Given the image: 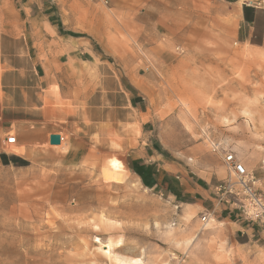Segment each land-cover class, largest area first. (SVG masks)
I'll return each instance as SVG.
<instances>
[{"label": "rangeland", "instance_id": "rangeland-1", "mask_svg": "<svg viewBox=\"0 0 264 264\" xmlns=\"http://www.w3.org/2000/svg\"><path fill=\"white\" fill-rule=\"evenodd\" d=\"M241 22L221 0H0V264H264V221L192 190L228 178L218 143L264 193V11Z\"/></svg>", "mask_w": 264, "mask_h": 264}, {"label": "crops", "instance_id": "crops-1", "mask_svg": "<svg viewBox=\"0 0 264 264\" xmlns=\"http://www.w3.org/2000/svg\"><path fill=\"white\" fill-rule=\"evenodd\" d=\"M221 1L224 2L225 4L233 6L237 11H239V13H241L242 22L240 24V30L243 25L242 23H244L248 28V32L246 33L245 39H250L258 26L259 15L263 13L264 7H262L261 4L256 1H249V0H221ZM244 7L250 9L248 12V16L251 22L245 20ZM40 109H42V111L40 112L41 114L40 118L36 119V121L40 123L46 122L47 118L56 119L57 112L60 111L59 106L57 104L53 105L49 99L45 100L44 104L40 107ZM125 164L127 170L130 171L144 187L149 189L160 188L163 191L164 179L173 176L171 171L168 170L166 166L163 165L158 166L154 162L144 161L139 156L134 154V152L126 155ZM180 185L181 186H177V188H174L172 191H169L170 194L175 198H184L187 195H190L188 189H192V188H190L187 185V182L186 184L181 183ZM192 190L193 191L195 190L194 193L202 196V199L198 201L202 203L205 210L209 211L207 208L210 209L216 208V199L213 196L214 192L212 187L204 188L203 186L195 185V189ZM165 191H168V188H166ZM189 199L197 200L196 195L193 196V194L189 196ZM186 206H188L187 207L188 209L186 208V212L189 213L190 205H186Z\"/></svg>", "mask_w": 264, "mask_h": 264}, {"label": "built area", "instance_id": "built-area-1", "mask_svg": "<svg viewBox=\"0 0 264 264\" xmlns=\"http://www.w3.org/2000/svg\"><path fill=\"white\" fill-rule=\"evenodd\" d=\"M61 137V142L64 137ZM7 146L18 144L17 137L9 136L5 140ZM213 151L222 154L224 165L229 173L228 178L214 187L216 201L232 212H237L252 222L264 221V193L257 187L254 176L248 172L233 151H228L220 144H213ZM210 213L202 217V222L210 220Z\"/></svg>", "mask_w": 264, "mask_h": 264}, {"label": "bare ground", "instance_id": "bare-ground-1", "mask_svg": "<svg viewBox=\"0 0 264 264\" xmlns=\"http://www.w3.org/2000/svg\"><path fill=\"white\" fill-rule=\"evenodd\" d=\"M64 141H65V138H64ZM64 141L63 142H61L58 146L57 145H54L52 148H55V149H60V148H62L63 146H64ZM168 234H172V232L169 230V232H167ZM96 241H97V243H100V244H102L101 243V240L99 239V238H96ZM188 243V242H187ZM102 246V245H101ZM116 246H122V243H117L116 245H114L112 242H108V243H106V244H104L103 246H102V250H103V252H104V254L108 257V258H110V259H112L113 257V250L116 248ZM118 256H120V255H118ZM118 259H120V258H118ZM117 262H118V264H145L144 263V261L142 260V259H136V260H134V261H130V262H128V261H125V260H117Z\"/></svg>", "mask_w": 264, "mask_h": 264}, {"label": "water", "instance_id": "water-1", "mask_svg": "<svg viewBox=\"0 0 264 264\" xmlns=\"http://www.w3.org/2000/svg\"><path fill=\"white\" fill-rule=\"evenodd\" d=\"M61 143V137L60 135H52L50 138V144L51 145H59Z\"/></svg>", "mask_w": 264, "mask_h": 264}, {"label": "trees", "instance_id": "trees-1", "mask_svg": "<svg viewBox=\"0 0 264 264\" xmlns=\"http://www.w3.org/2000/svg\"><path fill=\"white\" fill-rule=\"evenodd\" d=\"M249 8H247V7H244V16H245V20L246 21H248V22H251L250 21V18H249V16H248V12H249ZM251 11H253V10H251Z\"/></svg>", "mask_w": 264, "mask_h": 264}]
</instances>
